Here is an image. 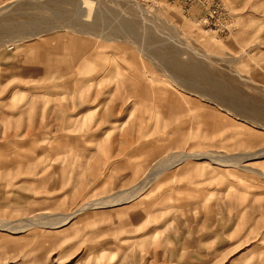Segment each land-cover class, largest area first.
I'll return each instance as SVG.
<instances>
[{"label": "rangeland", "instance_id": "1", "mask_svg": "<svg viewBox=\"0 0 264 264\" xmlns=\"http://www.w3.org/2000/svg\"><path fill=\"white\" fill-rule=\"evenodd\" d=\"M224 1L227 38L166 2H0V264H264V0Z\"/></svg>", "mask_w": 264, "mask_h": 264}, {"label": "built area", "instance_id": "2", "mask_svg": "<svg viewBox=\"0 0 264 264\" xmlns=\"http://www.w3.org/2000/svg\"><path fill=\"white\" fill-rule=\"evenodd\" d=\"M12 0H0L2 3ZM147 9L159 8L162 3L178 6L182 14L200 26L215 31L227 38L236 29L237 21L222 0H132ZM3 5V4H2ZM13 49V45L9 46Z\"/></svg>", "mask_w": 264, "mask_h": 264}, {"label": "bare ground", "instance_id": "3", "mask_svg": "<svg viewBox=\"0 0 264 264\" xmlns=\"http://www.w3.org/2000/svg\"><path fill=\"white\" fill-rule=\"evenodd\" d=\"M61 2V1H60ZM236 19V18H235ZM256 154H258V153H255V154H251L250 156H253V155H256ZM220 155V154H219ZM225 156V155H224ZM223 156V157H224ZM249 156V157H250ZM257 156V155H256ZM189 158H192V159H205V158H208V159H210V160H219L220 159V156H218V155H216L215 153H213V154H211V153H208V154H189V153H185V154H183L182 156H177L176 157V161H179V162H181V161H183V160H185V159H189ZM225 158V157H224ZM237 160V159H239V156H236V157H234V156H227V158H225V159H223V162L222 163H224L225 165H230L231 164V162H230V160ZM243 159V158H242ZM241 160V158L239 159V162H241L240 161ZM166 161V160H165ZM221 161V160H220ZM167 162V161H166ZM230 162V163H229ZM178 163V162H177ZM221 163V162H220ZM227 163V164H226ZM173 165V164H172ZM171 165V166H172ZM165 166V165H164ZM163 166V167H164ZM170 166V167H171ZM162 167V168H163ZM151 175V174H150ZM264 176V175H263ZM148 181V180H147ZM144 183V182H143ZM151 183V182H150ZM141 185V184H140ZM139 185V186H140ZM144 185V187L147 185V184H142L141 186H143ZM141 186H140V188L138 187V188H136L137 190H135V192L134 193H131V195H128V196H123V197H121V198H119V199H111V200H106V201H99V202H95V203H89L88 205H86V206H84V208L83 209H86V208H90V207H94L95 205H104V204H108V203H110V205H111V203L113 204V203H115L116 204V202H121V201H127V200H129V199H131V198H133L134 196H137V195H140V193L141 192H143L144 191V187H142L141 188ZM146 189V188H145ZM131 192H133V191H131ZM119 197H120V194H119ZM96 207V206H95ZM74 213V212H73ZM49 214V213H48ZM46 216L47 215H45L44 213H42V214H39L38 216H36V217H34V218H30V219H27V220H24V221H22L21 222V224H30V225H32V224H34V223H37L38 222V220H41V219H45L46 218ZM71 216V215H70ZM73 216V215H72ZM71 216V217H72ZM65 220H68V217H66V218H64L63 220H61V223L62 222H64ZM43 221V220H42ZM7 221H5V222H3V221H0V229H4V230H13V231H17L18 229H22V228H18V227H15V226H13L12 224H10V223H6ZM24 222V223H23ZM60 223V222H59ZM14 224V223H13ZM15 225V224H14ZM29 225V226H30ZM29 226H27V227H29ZM23 228H26V227H23ZM17 229V230H16Z\"/></svg>", "mask_w": 264, "mask_h": 264}, {"label": "crops", "instance_id": "4", "mask_svg": "<svg viewBox=\"0 0 264 264\" xmlns=\"http://www.w3.org/2000/svg\"><path fill=\"white\" fill-rule=\"evenodd\" d=\"M224 3H225V1L224 0H222Z\"/></svg>", "mask_w": 264, "mask_h": 264}]
</instances>
